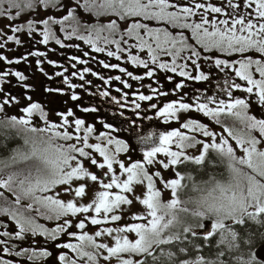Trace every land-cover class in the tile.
I'll return each instance as SVG.
<instances>
[{
	"label": "snow or ice",
	"instance_id": "1",
	"mask_svg": "<svg viewBox=\"0 0 264 264\" xmlns=\"http://www.w3.org/2000/svg\"><path fill=\"white\" fill-rule=\"evenodd\" d=\"M0 19L9 22L0 36L12 33L0 49L31 40L79 48L65 43L76 40L92 53L126 57L142 75L119 63L99 64L148 89L134 95L150 102L141 123L157 129L138 135L137 145L130 136L118 138L129 131L128 118L115 126L101 120V130L72 107L50 108L55 94H66L61 88L44 87L43 99L34 100L0 87V252L17 258L15 264H264L258 251L264 248V0H0ZM20 19L26 23L12 26ZM45 55H0V62ZM68 59L76 62L72 68L88 63ZM35 63L53 79L42 60ZM64 72L55 76L69 90L92 84L84 73L132 87L121 75L104 77L90 67L79 73L80 85ZM6 77L28 79L0 72V83L9 86ZM70 99L81 97L71 92ZM136 100L133 114L140 116ZM13 141L20 143L9 148Z\"/></svg>",
	"mask_w": 264,
	"mask_h": 264
},
{
	"label": "flooded vegetation",
	"instance_id": "2",
	"mask_svg": "<svg viewBox=\"0 0 264 264\" xmlns=\"http://www.w3.org/2000/svg\"><path fill=\"white\" fill-rule=\"evenodd\" d=\"M213 2L219 3V0H213ZM59 26V25H58ZM43 25H40V29L42 30ZM59 27L56 28L58 30ZM7 34H12L10 31H7L4 36H0V43H3L6 39ZM13 35H22V34H13ZM64 34H60L59 37L62 38ZM37 38L39 37L37 33ZM65 43H74L79 45V48H60L59 45H56L54 41H50L48 45L37 44L35 40H31L30 43H24L20 46L15 45L14 42H8V46L4 49H0V55H5L8 59H16L22 55H26L28 51H42L45 52L46 55L44 57H31L29 56L27 62H21L20 64H12L8 65L6 61L0 62V72L4 71H20L22 72L28 79L26 81H18L15 77H6L5 79L10 81V86L8 84L0 83V87L5 88L10 91L12 95L20 96L22 93L27 95L31 94L34 100H42L43 96L46 95L43 93L44 87H52V88H61L65 95L55 94V101L49 106L52 109H57L61 111H65L68 107H72L76 113L77 117L85 119L88 123H95V127L98 129H102L99 121L103 120L105 122H113L114 126L119 120L128 118L129 119V131L124 132L121 136L127 135L128 137H132L134 143L139 144L138 135H147L151 131L157 130L154 125L150 126L149 121L144 120L141 123V117L144 115V111L147 109V106L150 102L138 101L136 100V93H144L149 94L148 89L146 87L141 86L140 81H130L127 76L119 73L116 69H104L100 64V60H105L109 63H119L123 67H127L129 71H133L134 74H143L142 69H134L129 64H127L126 57H122L121 61H116L114 58H109L105 53H92L91 49L88 45L83 44L82 41H65ZM51 49H55L52 51ZM114 50V46H113ZM88 51L89 55L84 56L83 52ZM70 56H78L82 60L88 61L87 64H77L76 68H72V64L76 63L75 61H69ZM93 57L95 59H93ZM40 59L43 63L40 65L43 68L44 72L48 73L53 77L52 80H48L46 76L42 72L39 71L35 61ZM170 60V58H167ZM55 61L56 64H49L48 61ZM84 67H90L93 71L97 72L99 75L108 77L109 75H121L122 79L129 80L132 84V87L129 89L123 88V85L119 81H111L108 85H105L102 80L98 79L91 75V73H84L85 80L91 81V85H85L84 88H76L69 90L67 85L63 83L62 77H56L55 73L57 71L64 72V69L67 68V71L64 72V75L68 77L71 83L80 85L83 84L84 81L79 79V73L82 72ZM73 72H77V76H72ZM174 75V74H169ZM162 79V76H161ZM150 83L148 78H145L143 81L144 85ZM24 85H28L31 87H24ZM155 86V85H154ZM190 87H200L203 89L205 87L204 84L196 85L194 82H189ZM214 86V85H213ZM171 87L170 84L165 83V88ZM120 88L121 92H116L115 89ZM101 91H108V97H101L99 93ZM71 92H75L77 95L81 97V100L78 102H74L70 99ZM90 93L94 94L91 95ZM127 94L126 96L124 94ZM116 99L113 100L112 98ZM167 100L175 99V97L169 96L166 98ZM119 101V104L116 101ZM134 100L136 102L141 103L142 107L140 110V116H135L133 114L134 104L132 103ZM64 101H67V104H64ZM152 102H157L156 100ZM79 104L82 107H96L98 109L95 113H83L79 111L76 105ZM123 105V107H120ZM158 106H161L158 104ZM15 112L14 109H10V114ZM123 113V116L120 115ZM115 114V120H114ZM153 112L149 111L148 115H152ZM52 120H57L54 112L51 114ZM135 121V124H132V121ZM173 126H177L173 124ZM119 136L118 138H121ZM20 141L11 142L8 147H14ZM3 151V150H0ZM193 168L192 165H188L186 168L181 169L182 171L190 170ZM59 191V189H57ZM64 199H68L67 196L63 197ZM48 226L52 222L41 221ZM54 226V224L52 225ZM91 234V233H90ZM2 239V238H0ZM2 247V246H0ZM0 258L13 259L15 264V259L8 257L6 254L0 252ZM115 263V261H113Z\"/></svg>",
	"mask_w": 264,
	"mask_h": 264
},
{
	"label": "trees",
	"instance_id": "3",
	"mask_svg": "<svg viewBox=\"0 0 264 264\" xmlns=\"http://www.w3.org/2000/svg\"><path fill=\"white\" fill-rule=\"evenodd\" d=\"M83 16H86L85 19H88L89 18L88 17V14H86V13H83ZM33 18H34V15L33 16H26V19H33ZM26 19H20L17 22H13V25L12 26H15V23H21V24L26 23ZM8 23H9L8 21L3 20V19H0V26H6ZM57 27H58V25L55 26L54 30H56ZM60 34H63V33H58V35H60ZM186 171H188V170H186Z\"/></svg>",
	"mask_w": 264,
	"mask_h": 264
},
{
	"label": "rangeland",
	"instance_id": "4",
	"mask_svg": "<svg viewBox=\"0 0 264 264\" xmlns=\"http://www.w3.org/2000/svg\"><path fill=\"white\" fill-rule=\"evenodd\" d=\"M84 17H86V16H84ZM124 137H128V136L127 135L121 136V138H124ZM133 142H135V141H133ZM182 198H183V196H182ZM113 264H115V263H113Z\"/></svg>",
	"mask_w": 264,
	"mask_h": 264
},
{
	"label": "water",
	"instance_id": "5",
	"mask_svg": "<svg viewBox=\"0 0 264 264\" xmlns=\"http://www.w3.org/2000/svg\"><path fill=\"white\" fill-rule=\"evenodd\" d=\"M258 251L264 253V248H262V249H258Z\"/></svg>",
	"mask_w": 264,
	"mask_h": 264
}]
</instances>
